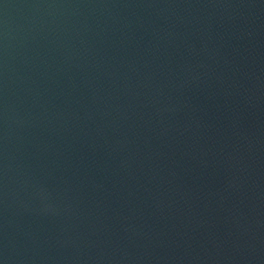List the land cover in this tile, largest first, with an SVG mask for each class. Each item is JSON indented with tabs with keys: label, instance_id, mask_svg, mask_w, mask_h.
<instances>
[{
	"label": "water",
	"instance_id": "water-1",
	"mask_svg": "<svg viewBox=\"0 0 264 264\" xmlns=\"http://www.w3.org/2000/svg\"><path fill=\"white\" fill-rule=\"evenodd\" d=\"M0 264H264V0H0Z\"/></svg>",
	"mask_w": 264,
	"mask_h": 264
}]
</instances>
